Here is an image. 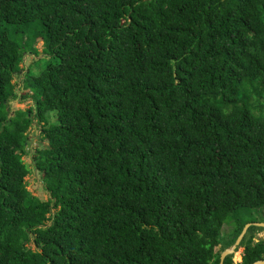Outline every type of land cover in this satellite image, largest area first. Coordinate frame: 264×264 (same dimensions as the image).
Here are the masks:
<instances>
[{"label":"trees","instance_id":"16d2710c","mask_svg":"<svg viewBox=\"0 0 264 264\" xmlns=\"http://www.w3.org/2000/svg\"><path fill=\"white\" fill-rule=\"evenodd\" d=\"M260 207L264 0H0V264H219Z\"/></svg>","mask_w":264,"mask_h":264},{"label":"rangeland","instance_id":"374dc122","mask_svg":"<svg viewBox=\"0 0 264 264\" xmlns=\"http://www.w3.org/2000/svg\"><path fill=\"white\" fill-rule=\"evenodd\" d=\"M36 53H30V52H25L23 54V58L21 62L19 63V68H21V71L19 74H15L13 76V82L16 84L15 86V98L9 101V108L14 109V108H27L32 105V101L29 97H26L24 99H21L19 97L20 92L23 90L21 86V77L23 74V71L25 70V67L30 64H33V61L36 60L37 58L43 56L41 53V41L37 40L33 44ZM47 61V57H41L39 62H38V67L41 68V66ZM38 132H39V127L37 124L33 123L27 130L28 134V139H27V144H26V150L27 153L23 155L21 158L23 162L26 164L28 173L24 177V182H25V187L27 191L29 192L30 195L35 196L36 198L40 200H45L48 198V193L44 189V185L40 176V173L34 168L30 152L33 151V147H41L43 146L44 142L40 141L38 139ZM250 215L254 216L257 218L260 222L264 223V207H260L258 209H252L250 211ZM261 227V226H260ZM263 229L256 230L253 233V241H256L259 238L264 239V227ZM232 230V225L230 224H223L220 229V237L224 238L226 237L230 231ZM234 243V242H233ZM233 243L231 245H233ZM230 245V246H231ZM31 246V245H29ZM229 246V247H230ZM228 248V247H227ZM226 249V248H225ZM239 251H233L231 252V257L233 261H238L239 259Z\"/></svg>","mask_w":264,"mask_h":264},{"label":"water","instance_id":"95a60500","mask_svg":"<svg viewBox=\"0 0 264 264\" xmlns=\"http://www.w3.org/2000/svg\"><path fill=\"white\" fill-rule=\"evenodd\" d=\"M250 225H256V226H261L264 227V223L262 222H252V223H246L244 224V226L242 227L240 233L237 235L233 245H231L230 247L224 249L220 255H219V264H222V260L224 258V256L230 254L231 252L234 251V247L239 243L240 239L242 238V236L244 235L246 229L250 226ZM250 264H264V260H256Z\"/></svg>","mask_w":264,"mask_h":264}]
</instances>
